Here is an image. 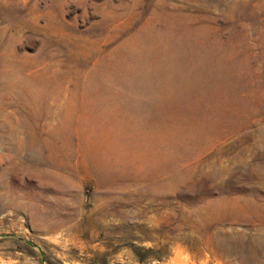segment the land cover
I'll use <instances>...</instances> for the list:
<instances>
[{"label":"rangeland","instance_id":"rangeland-1","mask_svg":"<svg viewBox=\"0 0 264 264\" xmlns=\"http://www.w3.org/2000/svg\"><path fill=\"white\" fill-rule=\"evenodd\" d=\"M0 264H264V0H0Z\"/></svg>","mask_w":264,"mask_h":264},{"label":"bare ground","instance_id":"bare-ground-1","mask_svg":"<svg viewBox=\"0 0 264 264\" xmlns=\"http://www.w3.org/2000/svg\"><path fill=\"white\" fill-rule=\"evenodd\" d=\"M252 202V201H251ZM252 206H253V204H252ZM263 208V207H262ZM261 209V208H260ZM255 211H257V210H255Z\"/></svg>","mask_w":264,"mask_h":264}]
</instances>
